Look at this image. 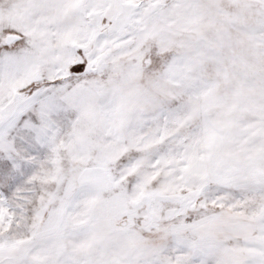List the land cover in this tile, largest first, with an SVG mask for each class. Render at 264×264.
<instances>
[{
	"label": "snow or ice",
	"instance_id": "obj_1",
	"mask_svg": "<svg viewBox=\"0 0 264 264\" xmlns=\"http://www.w3.org/2000/svg\"><path fill=\"white\" fill-rule=\"evenodd\" d=\"M0 264H264V0H0Z\"/></svg>",
	"mask_w": 264,
	"mask_h": 264
}]
</instances>
